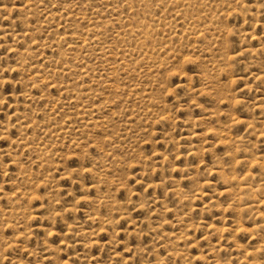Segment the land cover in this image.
<instances>
[{"label":"rangeland","instance_id":"374dc122","mask_svg":"<svg viewBox=\"0 0 264 264\" xmlns=\"http://www.w3.org/2000/svg\"><path fill=\"white\" fill-rule=\"evenodd\" d=\"M0 264H264V0H0Z\"/></svg>","mask_w":264,"mask_h":264},{"label":"bare ground","instance_id":"6f19581e","mask_svg":"<svg viewBox=\"0 0 264 264\" xmlns=\"http://www.w3.org/2000/svg\"><path fill=\"white\" fill-rule=\"evenodd\" d=\"M71 38V37H70ZM246 189V188H245Z\"/></svg>","mask_w":264,"mask_h":264}]
</instances>
